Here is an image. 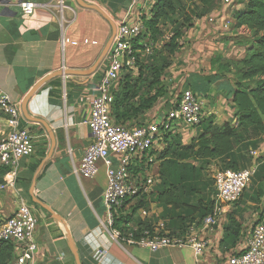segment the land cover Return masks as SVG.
<instances>
[{
    "label": "crops",
    "instance_id": "crops-1",
    "mask_svg": "<svg viewBox=\"0 0 264 264\" xmlns=\"http://www.w3.org/2000/svg\"><path fill=\"white\" fill-rule=\"evenodd\" d=\"M33 1L41 5L28 16L17 6H0V88L20 105L21 126L34 137L33 154L22 158L16 167L14 188L0 190V222L11 216L22 201L33 204L39 218L34 264H224L229 250L222 244L224 227L209 235L210 245L200 257L191 247L153 251L119 241L103 229L106 167L100 163L94 178L80 177L74 168L80 165L92 140L91 128L83 120L89 112L90 97L98 93L105 60L91 75L55 76L36 90L28 111L46 125L28 120L22 111L25 97L43 78L60 70L91 68L113 34L112 22L117 31V23L127 13L130 0H85L100 7L109 19L77 0ZM58 1L62 6H57ZM49 3L52 5H43ZM240 7L221 1L208 14L232 18ZM135 16L136 13L128 22L134 23ZM205 18L196 19L186 32L185 46L178 50L177 59L169 67L168 92L159 99V105L140 118L166 114L184 87L201 99L204 116L211 115L216 123L233 118L232 95L237 78L231 71L220 70L219 63L214 65L212 60L219 55L242 56L240 49L225 47L233 44L230 38L238 30L234 25L223 30ZM241 50L245 54V49ZM6 132L8 125L0 112V138ZM196 135L197 128L183 133V141L190 142ZM256 156L264 157V143ZM256 198L251 194L240 204H225L227 218L234 214L240 219L243 215L247 218L246 223L241 222L243 227L264 224V192L258 201H254ZM250 205L255 207L250 210ZM149 211L146 215L137 212L134 220L138 217L165 225L161 207L154 204ZM98 251L102 254L99 257Z\"/></svg>",
    "mask_w": 264,
    "mask_h": 264
},
{
    "label": "built area",
    "instance_id": "built-area-1",
    "mask_svg": "<svg viewBox=\"0 0 264 264\" xmlns=\"http://www.w3.org/2000/svg\"><path fill=\"white\" fill-rule=\"evenodd\" d=\"M248 0H222L225 5H243ZM156 0H130L128 11L117 23L111 49L105 58L98 93L90 97L89 112L83 120L91 128L92 140L86 146L80 165L74 172L83 178H94L100 163L106 167L107 186L103 195L106 219L103 229L119 241L156 251L166 247H191L198 257L210 245L211 233L223 229L228 221L224 205L237 203L257 172V163L240 170L214 169L216 188L212 213L191 224L185 231L172 232L162 221L139 224L130 216L147 210L154 204L160 183V160L164 135L168 132L186 133L197 128L204 118L201 99L190 88H182L175 96L168 112L146 117L137 123H119L113 116L115 93L126 72L135 73L137 67L133 41L142 38L146 53L152 41L147 35L145 21L152 17ZM57 6L61 5L59 1ZM17 6L25 16L31 15L41 5L33 0H0V6ZM51 6L52 4H43ZM62 6V5H61ZM136 13L134 23L128 20ZM209 24L227 30L235 26L234 16L206 15ZM251 34L246 26L237 27ZM0 112L6 119L8 132L0 138V166L8 167L0 190L14 188L16 167L20 160L34 152V137L28 128L21 126L20 105L0 88ZM140 204V205H139ZM140 206V207H138ZM124 218L121 226L115 221ZM39 218L32 203L24 200L17 210L0 224V243L9 242L14 250L11 264H34L38 250L35 239ZM98 251L97 256H101ZM97 257V258H98ZM224 264H264V224L257 222L243 227L239 240L226 253Z\"/></svg>",
    "mask_w": 264,
    "mask_h": 264
},
{
    "label": "trees",
    "instance_id": "trees-1",
    "mask_svg": "<svg viewBox=\"0 0 264 264\" xmlns=\"http://www.w3.org/2000/svg\"><path fill=\"white\" fill-rule=\"evenodd\" d=\"M176 1L178 0H156L154 3L152 17L145 21L147 35L152 41L150 53H146L144 45L140 42L142 38L133 41V48L137 50V67L145 64L148 74L144 75V70H139L137 76L132 72L124 74L113 103V116L119 123L143 121L146 116H140L153 107L159 97L165 95L163 84L157 89L156 87L161 83L159 77L164 69L171 65V61L158 64L154 61L155 58H152V63H145L142 56L152 54L157 37L162 35L159 23L161 19L172 17L176 12ZM197 1L206 7L205 15H208L222 0ZM240 6L234 12L235 28L246 26L251 31L247 54L240 58L219 55L212 60L215 65L229 59L228 64H221L220 70L231 71L237 78L232 95L233 118L216 123L211 115L204 116L197 126V135L188 144H183L180 132H168L163 138L165 145L158 153L160 183L154 201L162 208L161 218L166 228L172 232L185 231L214 209L216 188L214 186V193L207 192L208 182L203 167L196 164V161H214L216 168L221 170H240L249 166L244 167V156L241 154L243 148L248 149L252 145L256 149L260 146L259 143L264 141V0H248ZM196 17H187L183 25H179L176 32L170 36V41L164 44L163 47L170 54L176 53L184 46L185 34L193 26V22L199 19V16ZM256 79L260 81L254 86L250 85V82H255ZM257 159L262 162L263 157ZM8 171V167L0 166V184ZM260 178L262 182L259 184L258 195L261 197L264 192V171ZM136 209L137 207L132 210L130 216L136 214ZM123 219H117L115 225L121 226ZM137 222L146 223L138 217ZM242 228L243 224L234 214L228 216L222 242L225 248L235 246ZM13 256L12 245L6 241L1 242L0 264H11Z\"/></svg>",
    "mask_w": 264,
    "mask_h": 264
},
{
    "label": "rangeland",
    "instance_id": "rangeland-1",
    "mask_svg": "<svg viewBox=\"0 0 264 264\" xmlns=\"http://www.w3.org/2000/svg\"><path fill=\"white\" fill-rule=\"evenodd\" d=\"M175 6H176V12L172 14V17L161 19V21L159 23V28H160V31H161L162 35H159L157 37L158 39H157V41L155 43V46L153 48L152 54H148V55L142 56V60L145 63H147V62L152 63V61H153L152 58L153 59L155 58L154 61H157L158 64H161L164 61H169L170 60L171 61V65H172L173 59H177V54H178L177 52L178 51L176 53L170 54L169 51H167L163 47L164 44H166V43H168L170 41V36L176 32L177 27L179 25H181V26L183 25V23H184L185 19H187V17L194 18L196 16H199V19H200V18H203L204 16H206L205 14L207 13L206 7H204L202 4H200L197 0H178V1H176ZM251 37H252L251 34H245L242 31L238 30V31L234 32V35H232L231 38H230V40L233 41V44L232 45L229 44V45H227L225 47L227 49H231V50H235V51L237 49H240V50H238V53L240 55H242L241 57H243V55L247 54V50L249 49L247 47V44L249 42L248 40H251L250 39ZM184 46H185V44H184ZM243 48L246 51L245 54L241 50ZM238 58H240V57H238ZM227 61H229V59H226V61L220 62L219 65L220 66H221V64L224 65L225 63H227ZM144 65L145 64H143V65L141 64V66L136 67L135 76H137L139 70H144L143 71L144 75L148 74V71H146V68L144 67ZM169 67L165 68L164 71L162 72V75L159 77V79H160L159 82H161V83L158 84L157 87H156V89H157V88H159L161 86V84H163L164 87H165V94L168 92L167 88H166V86H167L166 85V80H167V78H169V69H170ZM259 81L260 80L256 79L255 82H250V85L254 86ZM162 97H164V96H161V97H159L156 100V102L154 103L155 106L160 104L158 101ZM151 116H152V114L149 115V116L146 115V117H151ZM258 141H260V140L258 139ZM182 142H183V144H188L189 143V142L185 143L183 140H182ZM262 143H264V141L259 143L260 146L262 145ZM260 146L258 148H256V149L252 145H250L248 147V149L246 147H244L243 150H242V153H241L244 156V161H243L245 163L244 167H246L248 165H251L254 162L257 163V165H258V171L254 175V177L251 179L250 185L246 188V190L244 191V194L242 196L243 198L244 197L246 198L247 196H250L251 194H254V195L257 196V198L255 200L253 199L254 201L258 200V197H259V195H258L259 184L261 185V182H262V180H260L261 179L260 176L262 175V172L264 171V157H263L262 162H259L258 159L256 158L257 157L256 156L257 155V150L260 148ZM239 159H241V157H239ZM196 164L202 165V167H203V173H204V175L206 177V181L208 182V184H207V192L208 193H210V192L214 193L215 192V190H214V181H213L212 177H213V173H214L213 171H214V169L216 167V162L211 161L209 163H207V162L202 163V162L196 161ZM263 181H264V179H263ZM262 186L264 187V182H263ZM243 198H241L238 201L239 204L243 202ZM194 200H195V198H194ZM249 207H250V210H252L255 206L254 205H250ZM241 208L242 207H240V209ZM147 213L149 214L150 211L147 210ZM152 217H153L154 220L156 219L153 215H152ZM239 220L242 223L243 222L244 223L247 222V218H244L243 215L240 216ZM2 222L3 221H1L0 224Z\"/></svg>",
    "mask_w": 264,
    "mask_h": 264
},
{
    "label": "water",
    "instance_id": "water-1",
    "mask_svg": "<svg viewBox=\"0 0 264 264\" xmlns=\"http://www.w3.org/2000/svg\"><path fill=\"white\" fill-rule=\"evenodd\" d=\"M79 2V4H81L82 6H85V7H88V8H92V9H96L98 10L99 12H101L106 18L109 19L108 15L102 10L100 9V7H98L97 5L95 4H91V3H87L85 2V0H77ZM112 25H113V34L111 35V37L109 38V40L107 41L105 47L103 48L101 54L99 55L98 59L96 60V62L91 66L90 69L88 70H60L54 74H51L45 78H43L40 82H38L30 91L29 93L27 94V96L25 97L24 99V102L22 104V111L25 115V117L28 119V120H31V121H34V122H40V123H43L46 125L45 121L40 119V118H37V117H33L31 116V114L29 113L28 111V103L30 101V99L32 98V96L34 95V93L36 92V90L45 82L47 81L48 79L50 78H53L55 76H59V75H71V76H75V75H91L92 73H94L97 68L101 65V63L105 60V58L107 57L110 49H111V46H112V43L114 41V37H115V34H116V25L112 22ZM81 264V263H79Z\"/></svg>",
    "mask_w": 264,
    "mask_h": 264
}]
</instances>
